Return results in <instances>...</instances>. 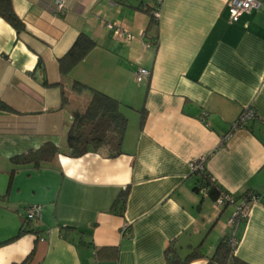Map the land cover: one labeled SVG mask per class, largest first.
<instances>
[{
  "label": "crops",
  "instance_id": "1",
  "mask_svg": "<svg viewBox=\"0 0 264 264\" xmlns=\"http://www.w3.org/2000/svg\"><path fill=\"white\" fill-rule=\"evenodd\" d=\"M55 1L11 0L20 32L0 17V104L9 108H0V242L17 234L24 206H41L30 223L39 232L0 245V264L30 253L27 264H166L169 245L181 258L196 249L188 264H206L233 229L235 256L264 264V0L235 22L228 0H63L60 13ZM81 32L95 46L62 74L58 58ZM139 67L150 72L141 82ZM75 80L121 102V154L66 153L72 112L91 96L73 92ZM245 107L257 118L232 130ZM47 142L61 152L37 166L13 161ZM198 161L233 196L257 193L247 219L232 227L234 204L194 190Z\"/></svg>",
  "mask_w": 264,
  "mask_h": 264
},
{
  "label": "trees",
  "instance_id": "2",
  "mask_svg": "<svg viewBox=\"0 0 264 264\" xmlns=\"http://www.w3.org/2000/svg\"><path fill=\"white\" fill-rule=\"evenodd\" d=\"M144 11L151 13L150 8L144 5H139ZM0 17L11 24L17 32L24 30V23L14 13L11 0H0ZM95 46V41L85 33H79L73 44L66 51L64 55L58 58V67L62 74H66L77 63H79L87 53ZM71 90L77 94L84 90H90V99L84 111L72 112V123L65 134V148L69 156L78 157L85 154L88 150H98L102 147L107 149L108 156L114 157L122 153V141L127 127V116L122 111V104L117 99L93 88L88 87L80 81H73ZM62 100L66 101L64 92L62 91ZM0 108L9 110L5 105L0 104ZM144 118L143 111H141L140 123L142 124ZM61 149L50 142L43 144L37 150H30L21 155L15 156L13 161L17 164L32 163L37 166L40 162L49 160ZM194 174H201V184L194 188L195 191L205 189L207 195L214 201L220 194V186L209 176L204 173L195 171ZM254 193L248 191L240 196H234V200L238 201L242 197H248L249 194ZM126 194V190L121 192L117 199L112 204V210L122 209L124 206V199L120 208L118 206L119 200ZM257 194V193H256ZM123 195V196H122ZM5 198L0 195V201ZM224 206V205H223ZM31 221L22 219V224L15 236L10 239L0 242V245L13 241L23 233L37 234L39 231L31 228ZM31 253L20 263L27 264L31 258ZM199 252L192 249L184 257L177 254L174 246L169 245L165 249L166 264H188L193 259L197 258ZM206 264H248L245 261L235 256L233 249L229 245L228 235L224 236L217 243L213 253L208 257Z\"/></svg>",
  "mask_w": 264,
  "mask_h": 264
},
{
  "label": "built area",
  "instance_id": "3",
  "mask_svg": "<svg viewBox=\"0 0 264 264\" xmlns=\"http://www.w3.org/2000/svg\"><path fill=\"white\" fill-rule=\"evenodd\" d=\"M160 0H157L156 3L159 4ZM156 4V5H157ZM154 4L152 9L153 18H157L159 16L158 7ZM227 11H228V20L231 22H235L239 19V17L246 12L251 10H257L260 7V2L258 0H228L227 1ZM65 5L63 0L55 1V11L57 13L62 12ZM109 28H111L116 35H122L123 33L130 37V35L126 32L125 29L115 25V24H107ZM155 44V42H153ZM145 46H149V42H144ZM150 72L144 67H139L136 74L135 80L137 82H141L149 76ZM201 120H204L205 113L200 114L199 116ZM257 118V113L252 107H245L237 116V118L233 121L231 125V129L234 130L236 128L246 126L249 121ZM203 170V164L201 161L191 163V171L192 173L195 171L201 172ZM205 192V191H204ZM259 196L256 193L249 194L248 197H242L238 201L234 200V196L227 191L220 190L219 196L215 200V205L223 206L226 204H234L235 209L233 213L228 218L227 222L232 227H234L238 222L245 220L249 216L250 206L253 202L257 201ZM40 205H27L24 206L21 211V216L23 219L28 221H34L35 219L40 217ZM128 223L123 224L121 228V232L126 235H129L127 232ZM229 245L235 252V249L238 244V240L234 235V229L228 236Z\"/></svg>",
  "mask_w": 264,
  "mask_h": 264
}]
</instances>
